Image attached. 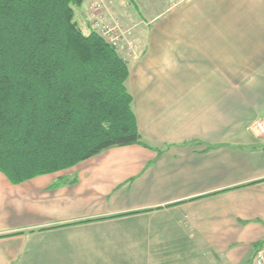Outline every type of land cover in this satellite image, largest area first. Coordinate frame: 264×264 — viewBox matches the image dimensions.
I'll list each match as a JSON object with an SVG mask.
<instances>
[{
    "label": "crops",
    "instance_id": "0c3cea01",
    "mask_svg": "<svg viewBox=\"0 0 264 264\" xmlns=\"http://www.w3.org/2000/svg\"><path fill=\"white\" fill-rule=\"evenodd\" d=\"M161 2L114 15L137 43L125 86L141 143L19 183L0 172V264H254L264 0Z\"/></svg>",
    "mask_w": 264,
    "mask_h": 264
},
{
    "label": "trees",
    "instance_id": "16d2710c",
    "mask_svg": "<svg viewBox=\"0 0 264 264\" xmlns=\"http://www.w3.org/2000/svg\"><path fill=\"white\" fill-rule=\"evenodd\" d=\"M83 0H0V172L12 183L141 143L127 60L74 19Z\"/></svg>",
    "mask_w": 264,
    "mask_h": 264
},
{
    "label": "rangeland",
    "instance_id": "374dc122",
    "mask_svg": "<svg viewBox=\"0 0 264 264\" xmlns=\"http://www.w3.org/2000/svg\"><path fill=\"white\" fill-rule=\"evenodd\" d=\"M160 1L159 0H102L101 10H100L101 16L103 18L102 21L105 25L108 26H111L112 24H118L121 27V29H127V28L131 29L130 39L133 41V43L136 45L137 48V43L134 40L133 27L126 25V23L122 22L120 18H116L114 15L116 13H122L121 12L122 10L124 11L129 10L136 17L138 16L142 19H147L154 12L163 11V9L166 7V5H163L162 2L160 3ZM91 2L92 0H83L81 4L73 6L74 19L76 20L79 27L84 32H88V30H95L90 23L91 19L93 18L90 12L91 10L89 9ZM86 26L88 27L86 28ZM118 53L121 56L123 55L120 51H118ZM58 263L59 264H105L104 261L99 258L94 259L92 261L63 260V261H58ZM106 264H111V263H106Z\"/></svg>",
    "mask_w": 264,
    "mask_h": 264
},
{
    "label": "built area",
    "instance_id": "2783aa9c",
    "mask_svg": "<svg viewBox=\"0 0 264 264\" xmlns=\"http://www.w3.org/2000/svg\"><path fill=\"white\" fill-rule=\"evenodd\" d=\"M102 0H92L89 9L91 10V26L108 41L116 50L120 51L126 60L133 57L136 45L130 39L131 29H121L118 24L111 26L103 23L101 16ZM93 12V13H92ZM256 126L261 133H264V126L261 122H257ZM254 264H264V243H261L255 249L253 258Z\"/></svg>",
    "mask_w": 264,
    "mask_h": 264
}]
</instances>
